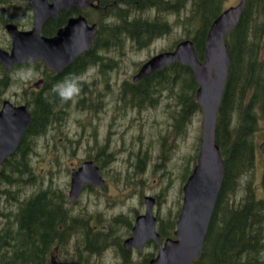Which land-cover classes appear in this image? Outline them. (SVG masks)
Instances as JSON below:
<instances>
[{"label": "trees", "instance_id": "obj_1", "mask_svg": "<svg viewBox=\"0 0 264 264\" xmlns=\"http://www.w3.org/2000/svg\"><path fill=\"white\" fill-rule=\"evenodd\" d=\"M225 1L123 0L120 1L122 8L112 10L114 14L109 19L130 34L136 31L139 35L150 26L153 31L146 32V42L135 44L139 49L168 33L171 27L163 22L164 16L186 11L183 18L186 38L193 41L196 55L202 61L207 32L224 9ZM151 8L157 11L151 19L153 22L140 23L136 15ZM144 19V22L149 20ZM225 43L229 69L215 132L224 161V178L203 253L193 264H264V200L257 198L252 179L257 153L255 135L264 122V0L245 1L239 22L228 33ZM29 69L27 65H18L6 73L0 64V108L6 93L18 80L14 79L13 73ZM63 81L64 78L57 75L46 81L39 92L22 90L31 121L15 153L0 167V264H49L54 248L64 249L69 240L74 241L79 251L77 264H86L90 256L101 253L90 244L91 240L92 244L97 240V245L102 244L104 233L93 232L83 223L85 220L69 218L66 196L61 190L49 186L23 196L25 188L38 183L31 162L35 139L66 122L67 99H62L53 90ZM132 84L126 83L131 88ZM135 89L132 99L143 103L151 101V106L156 105L162 92H167L177 107L171 113L177 126H185L190 115L200 110L195 100L197 85L192 73L187 66L177 62L139 81ZM142 102H138V108H144ZM246 176L249 179L245 181ZM240 187H243V199L230 204L229 197H236ZM261 189L264 191V168ZM173 228V220L170 225L160 221L162 237L169 236Z\"/></svg>", "mask_w": 264, "mask_h": 264}, {"label": "rangeland", "instance_id": "obj_2", "mask_svg": "<svg viewBox=\"0 0 264 264\" xmlns=\"http://www.w3.org/2000/svg\"><path fill=\"white\" fill-rule=\"evenodd\" d=\"M237 2L239 0H226L225 7L233 6ZM186 14V11H183L178 16L173 14L164 16L171 27L169 33L154 40L148 46L138 49L130 43L117 50L111 49L110 57L117 64L116 71L111 73L110 79L117 78L121 82H131V77L137 73L145 61L156 54L167 51L184 39L187 31L183 18ZM138 15L144 18L146 16L153 18L155 12L150 11ZM113 63L112 61L111 65ZM92 73L91 71L90 83L94 78ZM40 74L41 71L38 69H29L25 72L15 71L13 77L18 80L6 93L5 100L10 101L13 105L24 104L22 90H26L33 82L40 79ZM105 79H107V74ZM106 82L104 80V83ZM172 100L167 92H162L156 105L143 109L142 113L121 114L115 123L118 125V127L115 126L116 135L109 137L106 135L108 121L102 120L98 128H96V121L93 122V125L86 127L83 113L72 108L69 114L68 105L64 125L49 130L47 136L35 139V153L32 155L31 162L38 176V183L37 186L25 188L23 196H28L33 191L49 186L61 190L66 196L68 174H70L69 166L78 164L80 159H84L90 154L91 157L95 156L96 151L104 150L103 147L107 144L109 150L106 153L112 156L110 165L105 168L103 175L109 183V189L105 195L83 196L80 203L74 208L75 211L83 209L86 215L90 216L91 214L93 218L98 217L96 220L98 226L111 228L113 234L110 240L116 238L117 242L127 237V232L120 228L119 224L117 226L113 224L114 217L122 216L128 219L134 212L138 215L143 214L142 195L158 197L154 213L159 219V224L160 221L165 224L174 221L181 208L182 187L186 176L196 163L202 118L201 113L197 110L190 115L189 122L184 126L181 134L172 132L171 113L177 109ZM135 117L137 120H134ZM94 133L97 138H89ZM107 137L109 140H106ZM68 138L69 141H72V144H69V154L67 150ZM255 140L257 153L252 179L256 187L257 198L264 200V191L261 189L264 168V147H262L264 145V122L259 125ZM145 151L149 155L148 161L144 156ZM138 158L145 159L143 161L145 170L142 173L137 172L134 166V162L137 163ZM248 179L249 176H246L245 181ZM242 183L244 184V180L241 182V186H243ZM243 196V187H240L236 197H229V203L239 202ZM74 244V241L71 240L64 249L58 250L57 256L62 262H77L79 251ZM155 250L156 248L144 249L143 257L155 253ZM116 252V249L110 246L99 255L90 256L89 263L119 264ZM81 255L87 257V255Z\"/></svg>", "mask_w": 264, "mask_h": 264}, {"label": "water", "instance_id": "obj_3", "mask_svg": "<svg viewBox=\"0 0 264 264\" xmlns=\"http://www.w3.org/2000/svg\"><path fill=\"white\" fill-rule=\"evenodd\" d=\"M51 14L54 16L61 7H77L84 10L89 0H52ZM245 0H239L221 12L212 22L205 39L204 57L200 61L194 44L185 39L171 51L162 52L148 59L133 77L137 82L150 76L155 71L177 62L190 68L197 89L196 102L201 109V134L196 164L182 187V205L177 217L173 238L160 244L156 233V219L153 215L155 200L145 197V213L136 217L132 228V237L124 247L142 251L145 243L153 240L159 245L157 255L150 264H192L203 250L216 201L224 178V162L215 140L216 123L228 69L229 53L225 38L239 22ZM36 24L28 33L13 34L10 52L0 49V62L6 72L23 63L35 64L43 61L50 71L58 72L79 54L89 51L95 26H88L83 17L73 18L69 24L59 30L53 38L40 36V27L50 13L43 0L33 4ZM69 27V28H68ZM42 80L32 84L39 89ZM31 115L27 105L14 106L5 100L0 109V166L18 147ZM102 186L103 180L99 169L91 161L71 173L69 201L74 202L81 188L85 185ZM50 264H74L62 262L57 256V249L51 255Z\"/></svg>", "mask_w": 264, "mask_h": 264}, {"label": "flooded vegetation", "instance_id": "obj_4", "mask_svg": "<svg viewBox=\"0 0 264 264\" xmlns=\"http://www.w3.org/2000/svg\"><path fill=\"white\" fill-rule=\"evenodd\" d=\"M90 4L84 9L79 10L77 7H71V8H64L61 7L57 10L55 15L53 16L51 14L50 5H52V0H43L44 4L46 5V8L50 13L43 21L41 27H40V36L43 38H53L57 35L59 30L64 28L69 24V21L73 18L83 17L87 23L88 26H95V33L93 37L91 38V50L89 52L81 53L77 57H75L68 65H66L63 69H61L58 72L54 71H48L46 70L44 62L40 61L36 64H30L26 63L23 65H27L30 67V69H38L41 71L40 79L42 80V85L40 89L42 88L43 84L46 81L52 80V78L57 77V75L60 76V78H64V81L66 79H77V83L79 84L80 90L77 94L73 95L71 98L67 99V106L69 105V114L70 110L72 108L78 110L80 113H83L86 124L91 126L93 125V122L96 121V128L100 126V122L102 120L108 121V126L106 130V135L114 136L116 135V129L115 126L118 127L115 123L119 119L121 114H126L128 112L132 114H137V112L142 113L146 108L152 107L151 101H138L136 99H132V92H136V87L138 86V82L133 83L131 86L132 88L127 86L126 83H132V81H118L117 78H114V80H111V73L116 71V61H114L110 57L111 49H119L125 44H133L135 45L139 41L146 42V32H152V29L150 26H146V32L144 30L140 31L139 35L138 32L135 31L134 34H130L127 32V30H122L121 27H117V22H113L109 17H112L114 14L112 10L114 9H121L122 6L120 4V1L123 0H89ZM164 2H170L171 0H162ZM41 2V0H0V49L5 52H10L13 44V34L17 33H28L31 30H33L35 24H36V16H35V9L33 4ZM154 11L155 15H157V11H155V8H151L148 11L150 12ZM145 12H140L141 14ZM139 14V13H138ZM136 15V18L139 17L140 23H151L153 22L151 19L147 16L145 18H148L149 20L144 22V17H141L140 15ZM175 15V13L173 14ZM135 18V20H136ZM141 24V25H142ZM69 28V27H68ZM167 34H161L158 36L159 38L164 37ZM157 38V39H159ZM136 47V46H135ZM137 48V47H136ZM114 62L111 65V62ZM92 73L93 81L90 83V72ZM107 74V79H105V76ZM135 75V74H134ZM133 75V76H134ZM132 76V77H133ZM104 77V79H103ZM131 77V79H132ZM39 80V79H38ZM104 80L107 82L104 83ZM141 81V80H140ZM29 83V81H28ZM27 83V84H28ZM55 83H53L54 86ZM39 90L29 89V87L26 89L27 92H39ZM136 96V94H134ZM130 97V99H123L122 97ZM138 102H142L144 108H138ZM182 109V108H181ZM194 113V112H193ZM192 113V114H193ZM191 114V115H192ZM134 120H137V117L134 118ZM111 121V122H109ZM88 126V127H89ZM172 132L176 134H181L182 129L184 128V125L182 127L175 122L174 118L171 117V125ZM49 134V131L46 132L42 136H47ZM93 136V137H92ZM89 138H97L95 136V133ZM41 137V136H40ZM106 138V140H109V138ZM69 144H72V141H69V138L67 139V150L68 154L69 152ZM104 150L99 149L96 151L95 156L91 157V154L86 156L84 159H80L78 164H72L69 166V173L68 174V182H67V208H68V214L69 218H76L78 221L85 220L83 223L87 224L89 228L92 229L93 232H96L98 235L99 233H104V242L102 244H98V240L92 244L93 240H91L90 247H94L95 249H98L101 253L108 249V247L112 246L116 249V255L119 259V264H142L143 262L150 264L151 259H153L159 249V245L155 243L153 240H149L145 243L142 251H138L136 248L131 247L129 249H126L124 247V243L127 239L132 237V228L135 223L136 217L141 215L137 214L136 212L133 213L131 217H114L113 224H116V226L119 224L120 228H123L127 232V237H125L122 241L116 240L114 238L112 241L110 240L112 236V229L108 227L101 226L99 227L96 220L98 217L93 218V216L90 214L86 215L84 213V210L81 211H75V207L80 203L83 196H89L90 194H103L105 195L109 189V183L105 179L103 175V171L106 167L110 165L111 156L110 154H107L106 151H108V145L106 144L104 147ZM71 152H73L72 149H70ZM145 159L147 161L149 160V155L147 151H145ZM145 159L138 158L137 163H135L136 171L139 173H142L145 170V167L143 166L145 162ZM100 160V161H98ZM91 161L95 166L98 167L100 176L103 180L102 186H95V185H87L85 184L78 195V198L74 202L69 201V190L71 185V173L73 171H76L84 162ZM108 164V165H107ZM128 185V184H126ZM134 192V191H132ZM147 196L142 195V204L145 211L144 206V198ZM155 199V206L158 202V197H154ZM154 206V208H155ZM153 208V214L156 219V232L160 236V244H163L164 241L167 238H173V231L175 229V222L174 220V228L171 231L170 235L167 237H162L159 232V219L154 213ZM143 211V213H144ZM82 219V220H81ZM94 222V223H92ZM95 224V225H93ZM170 225V222L167 223ZM71 240H69L70 242ZM69 245V244H68ZM147 248H156L155 253L153 254H147L143 257V251ZM99 255V254H98ZM94 256V255H93ZM137 258V259H135ZM200 259V258H199ZM90 260L86 264L89 263ZM75 263L77 262H70ZM82 264V263H81Z\"/></svg>", "mask_w": 264, "mask_h": 264}, {"label": "clouds", "instance_id": "obj_5", "mask_svg": "<svg viewBox=\"0 0 264 264\" xmlns=\"http://www.w3.org/2000/svg\"><path fill=\"white\" fill-rule=\"evenodd\" d=\"M77 79L78 78L66 79L62 83L55 85L53 90L56 91L62 99H69L80 90Z\"/></svg>", "mask_w": 264, "mask_h": 264}]
</instances>
